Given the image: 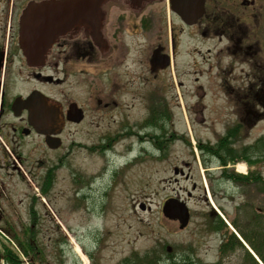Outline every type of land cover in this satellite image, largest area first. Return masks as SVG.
I'll return each mask as SVG.
<instances>
[{
    "label": "flooded vegetation",
    "instance_id": "flooded-vegetation-1",
    "mask_svg": "<svg viewBox=\"0 0 264 264\" xmlns=\"http://www.w3.org/2000/svg\"><path fill=\"white\" fill-rule=\"evenodd\" d=\"M42 1L0 0V264H24L25 254L55 264L36 236L65 229L49 223L55 172L75 146L127 152L132 138L150 142V127L165 135L172 88L223 140L258 124L264 152V0H104L89 13L97 23L85 19L29 61L22 17ZM216 142L210 152L230 151Z\"/></svg>",
    "mask_w": 264,
    "mask_h": 264
},
{
    "label": "rangeland",
    "instance_id": "rangeland-1",
    "mask_svg": "<svg viewBox=\"0 0 264 264\" xmlns=\"http://www.w3.org/2000/svg\"><path fill=\"white\" fill-rule=\"evenodd\" d=\"M177 92L172 88L166 94L171 112L165 135L153 137L150 127V142L132 138L127 152L71 150L50 191L55 215L49 223L65 229L36 234L49 261L177 264L189 258L195 264H256L253 257L262 264L241 232L259 239L264 234V152L258 151V124L242 137L223 140L212 133L213 122L198 118L190 97L177 103ZM215 123L220 130L222 122ZM69 139L91 143L98 138ZM218 139L229 146L230 151L219 150L223 157L210 152ZM175 167L183 171L177 173ZM239 170L247 171L249 179L225 176L229 171L243 175ZM171 197L186 201L190 209L183 228L163 214ZM25 258L24 264H33L30 256Z\"/></svg>",
    "mask_w": 264,
    "mask_h": 264
},
{
    "label": "water",
    "instance_id": "water-1",
    "mask_svg": "<svg viewBox=\"0 0 264 264\" xmlns=\"http://www.w3.org/2000/svg\"><path fill=\"white\" fill-rule=\"evenodd\" d=\"M104 0H46L28 5L22 17L21 44L29 61L43 60L57 35L75 25L97 23L94 13ZM177 171V170H176ZM144 208V206H142ZM163 214L180 221L185 227L190 219L187 203L169 198L163 206Z\"/></svg>",
    "mask_w": 264,
    "mask_h": 264
},
{
    "label": "trees",
    "instance_id": "trees-1",
    "mask_svg": "<svg viewBox=\"0 0 264 264\" xmlns=\"http://www.w3.org/2000/svg\"><path fill=\"white\" fill-rule=\"evenodd\" d=\"M239 178H245L246 180L249 179V177L247 176H242L239 175ZM259 178V177H258ZM263 233H264V228H263ZM242 236L247 240V242L249 243L250 247L256 252V254L258 255V258L260 259V261L262 262V264H264V234L263 236L259 239V235L255 234L253 236H250L249 232H246L245 230H242ZM233 238L237 239L236 241H238V238L234 237ZM240 243V242H238ZM226 244H230L228 241L226 242ZM29 248L32 249V246H28ZM8 253L11 252V250L8 248ZM251 256V254H249ZM252 257V256H251ZM189 258H185L184 260L182 259L181 261L177 262V264H195V263H190L188 262ZM253 261L256 262V264H259V262H257L256 260H254V258L252 257ZM176 264V263H174Z\"/></svg>",
    "mask_w": 264,
    "mask_h": 264
},
{
    "label": "bare ground",
    "instance_id": "bare-ground-1",
    "mask_svg": "<svg viewBox=\"0 0 264 264\" xmlns=\"http://www.w3.org/2000/svg\"><path fill=\"white\" fill-rule=\"evenodd\" d=\"M243 168V166L242 167H240V169H242ZM77 248H78V250H80V248L77 246Z\"/></svg>",
    "mask_w": 264,
    "mask_h": 264
}]
</instances>
